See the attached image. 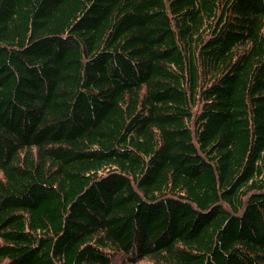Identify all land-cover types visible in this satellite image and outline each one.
I'll return each instance as SVG.
<instances>
[{
  "label": "trees",
  "instance_id": "obj_1",
  "mask_svg": "<svg viewBox=\"0 0 264 264\" xmlns=\"http://www.w3.org/2000/svg\"><path fill=\"white\" fill-rule=\"evenodd\" d=\"M0 264H264V0H0Z\"/></svg>",
  "mask_w": 264,
  "mask_h": 264
}]
</instances>
